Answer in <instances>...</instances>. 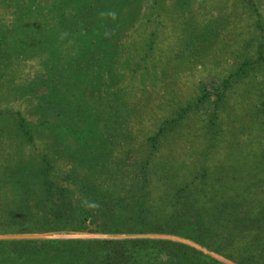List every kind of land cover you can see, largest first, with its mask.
<instances>
[{
  "label": "trees",
  "instance_id": "1",
  "mask_svg": "<svg viewBox=\"0 0 264 264\" xmlns=\"http://www.w3.org/2000/svg\"><path fill=\"white\" fill-rule=\"evenodd\" d=\"M143 2L0 0L16 15L11 30L0 23V66L32 59L51 71L22 93L36 123L18 113L17 134L0 137V232H86L98 224L101 233L169 235L233 264H264L263 160L248 167L243 155L212 157L214 119L205 149L178 156L167 123L139 141L126 131L127 109L117 112L125 105L118 71L136 69L119 54ZM46 4L34 32L29 22ZM0 264L221 263L182 243L129 239L0 241Z\"/></svg>",
  "mask_w": 264,
  "mask_h": 264
},
{
  "label": "rangeland",
  "instance_id": "2",
  "mask_svg": "<svg viewBox=\"0 0 264 264\" xmlns=\"http://www.w3.org/2000/svg\"><path fill=\"white\" fill-rule=\"evenodd\" d=\"M175 2L163 0L154 11L148 7L149 0L147 4L143 2L128 32L125 49L119 54L121 59L130 55L127 57L133 58L136 67L118 71L115 87L125 102L117 112L126 109L128 112L124 118L126 131L140 141L167 123L173 151L178 156H191L205 149L208 144L205 128L208 120L214 119L216 139L210 146L212 157L218 160L231 153L246 156L243 165L248 167L256 166L258 157L264 164V0H180L184 6L180 8ZM42 6L34 11L35 19L29 22L34 32L38 27L35 20L40 18L38 12L49 7ZM15 16L10 10L0 8V23L5 28L11 30ZM153 25L157 26L155 33ZM189 32L196 40H191L188 46L184 39ZM29 39L34 41L30 35ZM244 63L247 64L239 76L238 68ZM144 68L148 71H140ZM41 69L32 59L10 67L0 66V137L17 134L14 119L18 113L27 122L36 123L38 115L31 112L22 93L34 88L39 77L46 79L48 71ZM48 73L51 75V71ZM179 115L183 121L177 126L174 120ZM91 229L0 232V241L162 240L185 244L221 264H233L174 236L101 233L98 224Z\"/></svg>",
  "mask_w": 264,
  "mask_h": 264
}]
</instances>
